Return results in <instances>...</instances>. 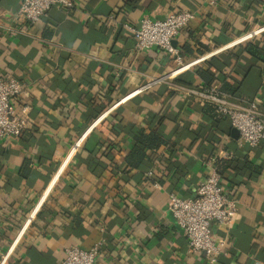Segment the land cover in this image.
<instances>
[{"label":"crops","instance_id":"1","mask_svg":"<svg viewBox=\"0 0 264 264\" xmlns=\"http://www.w3.org/2000/svg\"><path fill=\"white\" fill-rule=\"evenodd\" d=\"M21 1L0 0V76L24 83L13 102L29 116L20 135L0 138V264H61L71 244H98L94 264H264V145L239 144L188 91L206 87L198 69L211 63L232 77L229 99L264 111V61L240 50L264 41V0H73L33 25L15 15ZM182 9L195 13L174 39L187 65L173 87L149 86L177 65L156 47L134 50L122 23ZM134 129L167 140L137 168L126 161ZM226 152L221 182L237 209L210 224L224 241L212 262L188 249L169 193L193 196Z\"/></svg>","mask_w":264,"mask_h":264},{"label":"built area","instance_id":"2","mask_svg":"<svg viewBox=\"0 0 264 264\" xmlns=\"http://www.w3.org/2000/svg\"><path fill=\"white\" fill-rule=\"evenodd\" d=\"M54 5L71 10L74 3L73 0H22L15 15L33 25ZM194 17V11L182 9L169 12L163 19L144 15L138 27L129 22L122 23L133 38L134 50L143 51L156 47L170 54L177 65L172 72L151 79L149 86L163 82L174 86L170 78L187 64L183 62L173 41ZM109 18L116 22L113 15ZM23 87L24 83L18 79L0 76V138L18 136L29 126L28 107H19L13 102ZM188 91L201 101L215 105L217 111L229 120L231 127L237 130L239 144L256 146L264 142V111L256 100H250L246 104L233 101L215 84L199 89L190 88ZM225 157L229 158L230 153L226 152ZM207 166L208 171L198 183L193 196L183 197L174 192L169 193L168 210L182 229L188 249L203 252L214 262L221 253L224 241L217 243L213 239L210 224L213 221L221 225L229 223L237 209V202L223 188L221 174L214 160H208ZM147 175L151 176L152 170ZM154 184L158 185L157 182ZM97 253L98 244L89 249L71 244L64 248L61 264H94Z\"/></svg>","mask_w":264,"mask_h":264},{"label":"trees","instance_id":"3","mask_svg":"<svg viewBox=\"0 0 264 264\" xmlns=\"http://www.w3.org/2000/svg\"><path fill=\"white\" fill-rule=\"evenodd\" d=\"M264 37V36H263ZM264 43L263 40H249L243 44H241L240 50L244 52L247 56H250L255 61H264V47H262V44ZM232 55L234 53H231ZM223 62V61H222ZM219 62V63H222ZM224 63V62H223ZM223 65V64H220ZM212 68L216 69L211 63H209L208 70L207 69H198L199 75L205 80L206 85L210 86L212 84H215L217 80H222L220 90L224 92L234 93L236 92V88L233 87L230 83V80H232V77L227 74L224 68H221L218 70V74L214 70H211ZM210 70V71H209ZM221 78V79H220ZM178 84L184 85V86H190L189 80L187 78H177L175 80ZM203 114L207 116V118H212L215 121H227L229 124L228 119L223 116L221 113H219L216 109V107L208 102H203L202 108H201ZM230 126V125H229ZM133 137H134V144L131 147L129 153L126 156V161L128 166L131 168H137L140 163L149 157L148 151L153 150L157 148L160 144L167 143V140L163 138L159 132L155 129L149 130L148 132H145L143 129H134L133 131ZM258 145H264V142H260ZM231 161V159H222L216 162V167L220 174L223 172L225 167H227L228 163ZM219 163V165H218ZM248 166L249 164L246 163Z\"/></svg>","mask_w":264,"mask_h":264},{"label":"water","instance_id":"4","mask_svg":"<svg viewBox=\"0 0 264 264\" xmlns=\"http://www.w3.org/2000/svg\"><path fill=\"white\" fill-rule=\"evenodd\" d=\"M173 43H174V41H173ZM232 132L234 133V135H238L237 130L233 127H232Z\"/></svg>","mask_w":264,"mask_h":264}]
</instances>
